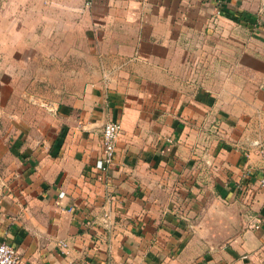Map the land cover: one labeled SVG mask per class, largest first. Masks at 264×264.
I'll return each instance as SVG.
<instances>
[{"label": "crops", "instance_id": "crops-1", "mask_svg": "<svg viewBox=\"0 0 264 264\" xmlns=\"http://www.w3.org/2000/svg\"><path fill=\"white\" fill-rule=\"evenodd\" d=\"M18 1L0 61L61 98L51 135L0 142L19 264H264V0Z\"/></svg>", "mask_w": 264, "mask_h": 264}, {"label": "rangeland", "instance_id": "rangeland-1", "mask_svg": "<svg viewBox=\"0 0 264 264\" xmlns=\"http://www.w3.org/2000/svg\"><path fill=\"white\" fill-rule=\"evenodd\" d=\"M8 1L0 0V7L2 3L8 6ZM18 4L20 5L18 9L22 10V1L16 0V8ZM24 68L21 67L27 72L28 69ZM185 68L188 71L189 66L186 64ZM215 68L218 69L217 66ZM27 76L26 73L19 74L16 71V64H2L0 61V142L12 140L10 147L13 148L14 137L20 130L27 132L30 138L46 136L49 133L51 135L52 131H55L51 130L52 124L55 120L59 122L60 117L61 98L59 93L54 91L59 82H55L56 85L54 82H34L29 81ZM60 133L58 130L59 138ZM120 134L121 128L117 138ZM105 175L107 177V174ZM10 194L12 198L16 196V154L11 149L6 155L0 156V198L4 196L11 198Z\"/></svg>", "mask_w": 264, "mask_h": 264}, {"label": "built area", "instance_id": "built-area-1", "mask_svg": "<svg viewBox=\"0 0 264 264\" xmlns=\"http://www.w3.org/2000/svg\"><path fill=\"white\" fill-rule=\"evenodd\" d=\"M47 109L49 110L48 107ZM119 130L120 123L117 120L108 118L104 121L101 128L100 154L93 164L96 170L105 173L115 164L116 140ZM261 155L264 160V148H261ZM259 182L264 185V165ZM0 264H19V256L15 247L2 240H0Z\"/></svg>", "mask_w": 264, "mask_h": 264}, {"label": "trees", "instance_id": "trees-1", "mask_svg": "<svg viewBox=\"0 0 264 264\" xmlns=\"http://www.w3.org/2000/svg\"><path fill=\"white\" fill-rule=\"evenodd\" d=\"M244 22H245V24H247V25H252V20L250 19V18H245L244 19Z\"/></svg>", "mask_w": 264, "mask_h": 264}]
</instances>
